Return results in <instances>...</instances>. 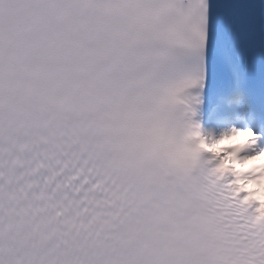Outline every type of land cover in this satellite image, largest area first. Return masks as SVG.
<instances>
[{
    "label": "snow or ice",
    "instance_id": "6c2138e0",
    "mask_svg": "<svg viewBox=\"0 0 264 264\" xmlns=\"http://www.w3.org/2000/svg\"><path fill=\"white\" fill-rule=\"evenodd\" d=\"M262 158L264 0H0V264H264Z\"/></svg>",
    "mask_w": 264,
    "mask_h": 264
}]
</instances>
